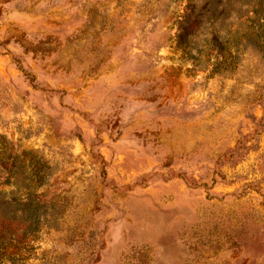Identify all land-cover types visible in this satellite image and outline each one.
I'll list each match as a JSON object with an SVG mask.
<instances>
[{
	"label": "rangeland",
	"instance_id": "1",
	"mask_svg": "<svg viewBox=\"0 0 264 264\" xmlns=\"http://www.w3.org/2000/svg\"><path fill=\"white\" fill-rule=\"evenodd\" d=\"M0 264H264V0H0Z\"/></svg>",
	"mask_w": 264,
	"mask_h": 264
},
{
	"label": "trees",
	"instance_id": "2",
	"mask_svg": "<svg viewBox=\"0 0 264 264\" xmlns=\"http://www.w3.org/2000/svg\"><path fill=\"white\" fill-rule=\"evenodd\" d=\"M213 42L217 43V40L214 38Z\"/></svg>",
	"mask_w": 264,
	"mask_h": 264
}]
</instances>
